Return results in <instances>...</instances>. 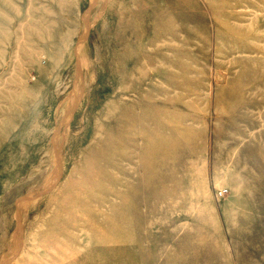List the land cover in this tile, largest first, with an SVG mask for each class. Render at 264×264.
I'll return each mask as SVG.
<instances>
[{
  "label": "rangeland",
  "instance_id": "rangeland-1",
  "mask_svg": "<svg viewBox=\"0 0 264 264\" xmlns=\"http://www.w3.org/2000/svg\"><path fill=\"white\" fill-rule=\"evenodd\" d=\"M0 264H264V0H0Z\"/></svg>",
  "mask_w": 264,
  "mask_h": 264
}]
</instances>
